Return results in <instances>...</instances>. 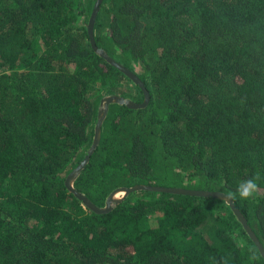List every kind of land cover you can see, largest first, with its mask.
<instances>
[{
  "label": "trees",
  "instance_id": "obj_1",
  "mask_svg": "<svg viewBox=\"0 0 264 264\" xmlns=\"http://www.w3.org/2000/svg\"><path fill=\"white\" fill-rule=\"evenodd\" d=\"M96 0H0V264H264L228 202L139 189L98 213L65 184L101 99L143 90L91 46ZM98 48L144 108L112 103L73 187L227 195L264 172V0H102ZM233 200L264 247V180ZM243 242V243H242Z\"/></svg>",
  "mask_w": 264,
  "mask_h": 264
},
{
  "label": "water",
  "instance_id": "obj_2",
  "mask_svg": "<svg viewBox=\"0 0 264 264\" xmlns=\"http://www.w3.org/2000/svg\"><path fill=\"white\" fill-rule=\"evenodd\" d=\"M102 0H96L93 10L90 14L89 21L87 24V31L89 35V40L91 43V46L93 49L104 59H106L110 64L116 66L119 70L124 72L135 84H138L139 87L143 90V100L142 102H135L133 100H130L128 98H123L118 95H106L104 96L100 101V107L98 110V117L94 128V136L92 143L84 156L83 160L69 173V175L66 177L65 184L68 187L69 190H71L81 201L82 204L90 208L91 210L103 213L107 212L112 209V207L120 202L126 195H128L130 192L144 189V190H155V191H165V192H172V193H184V194H191V195H197V196H212V197H219L225 199L231 209L233 210V213L236 215V217L239 219L240 223L242 224L243 229L248 234V236L253 240L255 245L257 246L260 254L264 258V247L254 234L253 230L248 225L245 217L242 215V213L234 206L233 200L226 199V194L216 191H206V190H190V189H184L179 187H164V186H148V185H133L131 187H118L114 190H112L108 196L105 199L104 206L99 207L93 204L86 196H84L83 193L77 191L73 187V180L78 176L84 165L87 163L90 154L95 149L96 145L98 144L99 137H100V129L102 122L106 116L108 107L112 103H118V104H125L126 106L130 108H144L147 106L149 102V93L146 90L144 84L139 79V77L133 73L130 69L124 67L122 64L115 61L113 58H111L106 51L103 48H98V46L95 44L94 37H93V25L96 18V15L99 10V5ZM118 191H124L123 194L120 197H114L115 193Z\"/></svg>",
  "mask_w": 264,
  "mask_h": 264
},
{
  "label": "clouds",
  "instance_id": "obj_3",
  "mask_svg": "<svg viewBox=\"0 0 264 264\" xmlns=\"http://www.w3.org/2000/svg\"><path fill=\"white\" fill-rule=\"evenodd\" d=\"M262 180H264V172L257 170L251 177L241 180L237 184L235 191L228 192L226 199H240L241 201L253 200L259 194L261 187L260 182ZM249 259L252 261V264H255V261L257 260V254L253 252Z\"/></svg>",
  "mask_w": 264,
  "mask_h": 264
},
{
  "label": "bare ground",
  "instance_id": "obj_4",
  "mask_svg": "<svg viewBox=\"0 0 264 264\" xmlns=\"http://www.w3.org/2000/svg\"><path fill=\"white\" fill-rule=\"evenodd\" d=\"M124 191H118V192H116L115 193V195H114V197H116V195H119V194H121V193H123Z\"/></svg>",
  "mask_w": 264,
  "mask_h": 264
},
{
  "label": "rangeland",
  "instance_id": "obj_5",
  "mask_svg": "<svg viewBox=\"0 0 264 264\" xmlns=\"http://www.w3.org/2000/svg\"><path fill=\"white\" fill-rule=\"evenodd\" d=\"M68 175H69V174H68ZM122 194H123V193H121V194H119V195H116V197L118 198V197H120Z\"/></svg>",
  "mask_w": 264,
  "mask_h": 264
}]
</instances>
